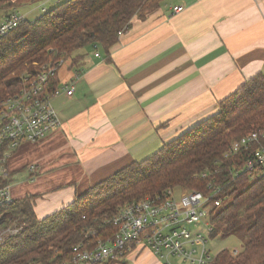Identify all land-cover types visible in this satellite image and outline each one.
Segmentation results:
<instances>
[{"label": "crops", "instance_id": "crops-1", "mask_svg": "<svg viewBox=\"0 0 264 264\" xmlns=\"http://www.w3.org/2000/svg\"><path fill=\"white\" fill-rule=\"evenodd\" d=\"M64 1L16 4L19 13L34 19ZM26 5L32 6L23 10ZM176 7L184 11L174 15ZM96 53L91 49L76 67L69 60L60 68L52 104L62 127L31 144L50 155L48 160L36 157L31 165L36 167L33 185L57 183L44 191L45 197L47 190L53 197L66 194L59 202L38 200L40 217L73 202L82 178L91 188L151 157L217 114L223 99L263 73L264 0H164L145 20L132 21L111 48V63ZM77 74L76 92L69 97L66 88ZM24 144L18 149L30 145ZM55 147L66 156L58 157V166L51 161L57 152L49 151ZM54 171L71 174L56 177ZM143 256L158 264L150 253Z\"/></svg>", "mask_w": 264, "mask_h": 264}, {"label": "trees", "instance_id": "trees-1", "mask_svg": "<svg viewBox=\"0 0 264 264\" xmlns=\"http://www.w3.org/2000/svg\"><path fill=\"white\" fill-rule=\"evenodd\" d=\"M163 1L66 0L40 17L28 19L17 11L16 0H0V23L12 15L23 16L19 26L0 41V101L22 89L25 74L59 60H70L76 67L91 49L111 63L110 50L120 34L131 29L135 18L145 20ZM57 77L47 86L50 93L59 84ZM219 108L217 114L151 157L130 163L43 219L34 210L37 195L0 209V216L7 218L3 221H10L6 225L18 218L24 227L0 245V264L70 262L74 248L86 245L88 231H96L98 237L114 236L116 229L108 221L125 205L169 190L209 195V183L215 178L224 187L222 198H231L232 203L212 213L211 241L225 240L245 224L249 227L243 250H223L212 264H264V177L255 178L243 189L251 176L238 174L257 148L251 147L237 158H225L235 141L264 133V72L223 99ZM205 173L210 174L208 178H202ZM11 180L0 178V188L11 185Z\"/></svg>", "mask_w": 264, "mask_h": 264}, {"label": "built area", "instance_id": "built-area-1", "mask_svg": "<svg viewBox=\"0 0 264 264\" xmlns=\"http://www.w3.org/2000/svg\"><path fill=\"white\" fill-rule=\"evenodd\" d=\"M183 7L173 9L177 15ZM23 16L12 15L0 23V41L14 31ZM97 48V46H96ZM96 57H100L96 53ZM63 60L48 64L34 73L22 77V89L0 101V178L9 176L7 162L11 153L26 142L36 143L60 129L62 122L53 107V99L58 94L47 90L51 79L56 77ZM77 74L66 94L72 97L76 92ZM256 147L253 156L238 174H249L252 179L264 177V133H253L235 141L225 156L237 158L241 153ZM36 169L31 167V172ZM234 174V170L232 169ZM217 174V172H216ZM205 173L202 178H208ZM209 195L196 191L178 193L169 190L156 197L127 204L108 223L116 229L114 236L98 237L97 232L87 233L86 245L74 248V257L63 264H108L134 262L145 253H150L158 264H212L215 256L210 249V235L213 232L212 213L222 207L224 187L216 178L209 183ZM178 193V194H177ZM14 202L11 187L0 188V209ZM0 232V245L17 236L22 228L8 225ZM191 228L196 230L191 231ZM236 254V253H235Z\"/></svg>", "mask_w": 264, "mask_h": 264}, {"label": "rangeland", "instance_id": "rangeland-1", "mask_svg": "<svg viewBox=\"0 0 264 264\" xmlns=\"http://www.w3.org/2000/svg\"><path fill=\"white\" fill-rule=\"evenodd\" d=\"M36 5H37V3H36ZM31 6L32 5L24 6L23 10L29 9V8H31ZM123 34L124 33H121L120 37ZM93 52L95 53V50ZM40 141H38V142H40ZM38 142H36V143H38ZM26 143L30 144L29 147L26 146L27 148L24 147L25 149L23 148V149H17L16 151H13L11 153V157L8 159L6 167H7V172L10 175L8 177L9 178L11 177V179H12L11 185H9V186L11 187V193H12V196L14 198V201L19 200V199H23L29 195L39 196V198L34 201V203H35L34 204V210H35L36 215L40 219H43L45 217H40L38 215V214H40V211H38V213H37V210H39V208H40V204L38 203V200L41 199V200L50 201L53 199V200H56L57 202H59L60 199H64L66 194L65 193L58 194V195L53 197V196H50L52 192H48V190H47L46 197H45L44 191L48 188H52V186H53V188H56L57 183H54L53 185H49V183H48V185L45 186L43 181H40L39 183L33 185L34 181H32L30 179V175H31V173L34 174L36 172V169L31 172V167H32L31 165L33 163L35 164L36 157L42 156L44 160H48L50 155L43 156V153L41 152V150L32 149V146L37 145L36 143H32V142H26ZM26 143L24 145H26ZM31 144H34V145H31ZM62 144L63 143L60 142V143H58V146H61ZM57 148L58 147H55L54 149L51 148V149H49V151L50 152H54V151L57 152V154L55 155V157L51 161H53L54 163L58 162V164H57V166H58L62 163V161H57L58 157L62 156L63 158H65L66 156H65V154H63L64 151L60 152L59 149H57ZM52 150H54V151H52ZM74 171L75 170H72V172H74ZM53 174L57 175L56 177L63 176L64 174H66V177H69L71 173H70V171L62 172V173H58V172L54 171ZM60 180L61 179H59V181ZM254 180H255V178L254 179L251 178L248 181V184L245 185V187L243 189H245L247 186L251 185ZM88 185H89V182H88V179L86 177H84L80 180V182L78 183V187H77L78 197L82 196L83 194H85L89 191L90 188L87 187ZM176 192H178V191H176ZM178 193H181V192H178ZM71 202H70V204H71ZM231 203H232V199L226 198L224 201V204L222 205L220 210L225 209ZM67 204L69 205V203H66V206H67ZM6 219L7 218H5L2 215L0 216V232L5 231L9 228V226L6 224L10 223V221L8 220L9 222L7 221V223H5ZM10 219H12V218H10ZM3 220H5V221H3ZM11 221L12 222L9 225H15L16 224L17 227H19V228L21 227L23 230L24 227L22 224V220L16 218V219H12ZM248 227H249V225L245 224L240 229H238V231L236 233L231 235L229 238H227L225 240L217 239L216 241H213V243L210 244V249L212 250V256H216L217 254H219L223 250H229L231 252L242 251L244 248V245L247 242V229H248ZM22 230L20 231V233L22 232ZM190 230L194 231V230H196V228L190 227ZM172 262L179 264V261H177V260H172ZM127 264H152V259H149V258L144 259V256H141L138 258L137 261L134 262L133 260H130Z\"/></svg>", "mask_w": 264, "mask_h": 264}]
</instances>
